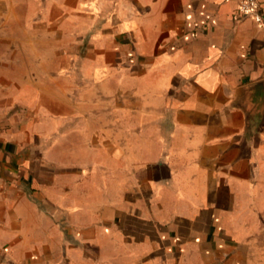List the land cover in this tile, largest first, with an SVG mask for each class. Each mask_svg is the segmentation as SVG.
<instances>
[{
    "label": "crops",
    "instance_id": "0c3cea01",
    "mask_svg": "<svg viewBox=\"0 0 264 264\" xmlns=\"http://www.w3.org/2000/svg\"><path fill=\"white\" fill-rule=\"evenodd\" d=\"M239 1L0 0V264H264Z\"/></svg>",
    "mask_w": 264,
    "mask_h": 264
},
{
    "label": "built area",
    "instance_id": "2783aa9c",
    "mask_svg": "<svg viewBox=\"0 0 264 264\" xmlns=\"http://www.w3.org/2000/svg\"><path fill=\"white\" fill-rule=\"evenodd\" d=\"M238 13L240 16H252L259 23L264 21L258 0H240Z\"/></svg>",
    "mask_w": 264,
    "mask_h": 264
}]
</instances>
